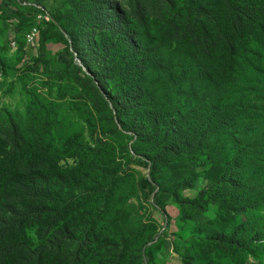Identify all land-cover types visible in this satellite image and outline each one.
Segmentation results:
<instances>
[{"label":"rangeland","instance_id":"374dc122","mask_svg":"<svg viewBox=\"0 0 264 264\" xmlns=\"http://www.w3.org/2000/svg\"><path fill=\"white\" fill-rule=\"evenodd\" d=\"M219 2L0 0V155L17 128L31 150L78 179L74 196L59 199L74 233L62 264L73 251L78 264H264V175L245 191L231 187L264 166L255 135H239L252 114L264 117V81L251 88L254 78L240 76L235 86L194 90L161 71L175 50L156 38ZM125 34L157 44L161 64L139 63ZM214 109L230 131L212 127L197 145ZM229 134L250 145L241 160ZM236 227L241 242L228 244ZM25 234L37 243L33 229Z\"/></svg>","mask_w":264,"mask_h":264},{"label":"trees","instance_id":"16d2710c","mask_svg":"<svg viewBox=\"0 0 264 264\" xmlns=\"http://www.w3.org/2000/svg\"><path fill=\"white\" fill-rule=\"evenodd\" d=\"M1 1L7 5H19L24 0ZM220 2L216 3V10L202 8L192 11L187 16L190 24L188 28H175L156 38L157 42L166 40L174 45V55L167 61L166 69L161 67V71L168 75L173 72L175 76H169L174 78L173 85H184L194 90L199 85H209L212 88L222 84L235 86L240 76L254 78L248 82L251 88L263 84L264 0ZM133 38L134 36L125 34V44L128 49L136 47L139 63L147 65V68L151 63L161 64L162 61L158 58L161 50L157 44L138 42ZM70 58L73 61V55L70 54ZM75 67L81 71L77 65ZM84 77L100 87L97 82H93L91 76ZM103 98L107 103L114 100L106 94ZM237 109L242 110L240 104H237ZM216 115V109L208 115L207 129L197 145L209 141L207 132L212 127L221 126L230 131L231 125L224 124L223 119ZM252 115L239 135L245 137L248 132L255 135L258 145L264 148V117ZM214 121L217 124H213ZM8 137L9 150L0 155V264H62L61 249L64 243L68 247L72 244L74 233L62 224L59 199L63 191L74 196L78 179L74 175L71 179L65 178L57 166H51L46 155L31 150V143L17 128L10 130ZM228 138L236 148L232 159L241 160L248 155L250 145L247 142L232 140L236 138L235 134H229ZM230 163L234 161L230 160ZM256 170L250 180L237 184L234 182L231 187L245 191L255 177L262 178L264 175V166H259ZM202 196L203 193L200 197ZM210 203H215V200L211 199ZM203 207L206 208L204 205ZM241 211L237 210V213ZM259 213L262 211L259 210ZM66 217L70 218V214L67 213ZM28 228L36 233V244H32L25 234ZM239 235L236 227L229 236L224 237L225 242L240 244ZM146 252V256H149L150 253ZM77 255V251L68 254V264H78Z\"/></svg>","mask_w":264,"mask_h":264},{"label":"built area","instance_id":"2783aa9c","mask_svg":"<svg viewBox=\"0 0 264 264\" xmlns=\"http://www.w3.org/2000/svg\"><path fill=\"white\" fill-rule=\"evenodd\" d=\"M38 11H39V10H38ZM40 16H48V15H47L46 13H44V14L39 13V14H38V17H40ZM37 31H38V28H37ZM26 43L32 45V43L28 41V38H27V40H26ZM12 45L15 47V44H14V43H13Z\"/></svg>","mask_w":264,"mask_h":264}]
</instances>
